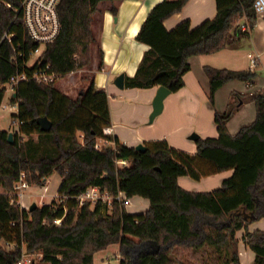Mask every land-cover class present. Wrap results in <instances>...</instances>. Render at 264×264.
Wrapping results in <instances>:
<instances>
[{"label":"trees","instance_id":"trees-1","mask_svg":"<svg viewBox=\"0 0 264 264\" xmlns=\"http://www.w3.org/2000/svg\"><path fill=\"white\" fill-rule=\"evenodd\" d=\"M21 1L0 0V39L7 31L16 47L13 51L6 40L0 44V84L47 66L57 80L20 81L10 97L17 104L11 116L17 123L11 143L9 132L0 129V264H15L23 253L41 254V264H95V254L111 245L118 246L117 264H241L239 231L254 254L253 264H264V230H249L250 224L264 218V95L231 93L226 109L214 112L217 137L199 138L194 155L176 150L166 140L144 143L146 150L137 151L103 133L111 125L108 95L95 87L90 71L89 77L80 78L82 88L75 97L56 85L69 74L88 69L98 5L109 2V10L116 14L114 3L122 0H61L59 34L30 67L28 52L36 44L18 11ZM188 1L162 0L149 11L136 35L148 49L134 75L124 77L125 88L163 86L171 93L178 91L191 56L234 46L249 36L256 20L254 0H215L213 18L194 28L184 20L167 29L164 22ZM241 23L249 30L242 31ZM98 56L101 69L100 49ZM204 72L211 106L215 92L226 83L237 80L251 86L257 76L250 69L204 66ZM3 98L0 90V104ZM246 101L254 103L255 119L232 135L227 123ZM43 117L51 123L49 131L40 128L38 120ZM97 139L108 143L97 150ZM117 161L128 165L118 166ZM228 170L232 175L209 192H190L177 182L182 176L199 180ZM54 173L61 177L59 202L32 211L18 204L13 187L21 174L27 183L42 186ZM92 186L113 197L110 212L100 200L79 205L76 197ZM120 192L127 199L147 200L148 208L141 214L129 213L125 202L115 198ZM56 219L61 220L59 225L54 224Z\"/></svg>","mask_w":264,"mask_h":264},{"label":"crops","instance_id":"crops-1","mask_svg":"<svg viewBox=\"0 0 264 264\" xmlns=\"http://www.w3.org/2000/svg\"><path fill=\"white\" fill-rule=\"evenodd\" d=\"M161 1L115 2L116 14L109 10L111 6L109 2L99 4V11L94 14L92 24L96 43L91 46V62L88 68L95 87L104 89L108 95L111 125L107 129L110 135L116 136L128 147H134L139 143L166 140L176 150L194 155L195 141L190 140L189 136L196 133L203 139L217 137L213 121L214 112L215 110L223 112L226 109L231 93L249 95L257 92L264 95V12L256 15L249 36L242 38L234 46L212 54L191 56L188 59L190 70L183 76V87L165 98L162 112L149 122L152 100L157 87L118 89L113 81L119 74H124V77L134 75L143 53L148 49L147 45L136 40V35L149 11ZM215 13V0H189L180 13L164 22V26L172 29L181 21L188 20L190 27L194 28L204 20L213 18ZM98 49L102 51L101 69H98ZM249 55L257 56L256 65H251ZM204 66L230 70L250 69L257 76L251 86L237 80L226 83L215 92L214 105L211 106L208 99L209 81ZM72 75L69 74L65 78ZM75 86L74 80L67 81L60 90L69 95L65 90H72ZM254 119L255 105L251 101H246L229 120L227 129L234 135L242 126L250 124ZM199 166L203 165L199 164ZM231 175L232 170H228L203 176L199 180L182 176L177 182L181 188L190 192H209L218 188L222 181ZM26 200L25 196L19 198L18 202L22 208H25ZM130 200L134 201L133 204L131 202V207L134 209L137 208L136 205L134 206L137 203L148 208L147 200H140L137 196ZM249 230H264V218L250 224ZM242 233V231L237 233L240 263L253 264L254 254L241 240ZM114 246L115 250H118L117 245H111L97 252L94 263L110 264L106 251ZM115 258L119 260V253Z\"/></svg>","mask_w":264,"mask_h":264},{"label":"built area","instance_id":"built-area-1","mask_svg":"<svg viewBox=\"0 0 264 264\" xmlns=\"http://www.w3.org/2000/svg\"><path fill=\"white\" fill-rule=\"evenodd\" d=\"M61 0H22L18 11H21V16L28 34V37L32 42L36 44L33 50L28 52V61L26 63L27 67L32 66L40 57L42 56L44 49L47 44L52 43L59 34L60 21L58 17V4ZM253 7L256 15L264 12V0H254ZM240 29L242 31L249 30L245 23L240 24ZM13 34H9L7 31L2 35L0 39V44L6 40L15 51L16 47L12 43ZM18 47V46H17ZM18 57L22 56V53L17 54ZM15 55L12 60H15ZM251 65L254 66L257 63V56L249 55ZM32 62V63H30ZM28 78L34 79L39 84H49L57 80V76L49 71L47 66L42 70H35L31 76H28L25 72L16 74L10 77L9 81L0 84V90H4V94L7 90L14 92V87L23 80ZM16 108H17V104ZM16 123V122H15ZM104 134H109V130L105 128ZM103 144H107L108 141L101 139ZM102 144L96 143L94 148L100 150ZM117 164L126 166V161H117ZM28 187L27 182L24 179V174H21L19 180L14 185V195L22 197V190ZM119 201L125 202V207L129 205V199L125 197L123 193H119L115 197ZM79 205L85 203L95 204L99 200L105 204H111L113 197L107 192H101L98 187H89L84 192L76 197ZM60 219L54 220V224L59 225ZM6 248H11L10 245H6ZM41 257V254H40ZM15 264H33L32 260L29 258L28 253H23L22 256L16 261Z\"/></svg>","mask_w":264,"mask_h":264},{"label":"rangeland","instance_id":"rangeland-1","mask_svg":"<svg viewBox=\"0 0 264 264\" xmlns=\"http://www.w3.org/2000/svg\"><path fill=\"white\" fill-rule=\"evenodd\" d=\"M32 63V62H30ZM89 68L85 69V70H80L76 73H74L72 75V77H67V78H63L61 80H59L57 82V87L59 89H62L64 84H66L67 81H71L74 80L76 83V86L74 88H72V90L70 89H66L65 92H67L69 95H71L72 97H75L77 95L78 92V87L82 88L81 86V81L80 78L82 76H90V72H89ZM13 93L9 90H7L4 94V98L0 104V129L1 130H5L7 132H14L17 128V123H15V120L12 119V115L15 114L17 112V108L16 105L13 104L10 101V97ZM104 133V131H103ZM32 139L34 141L37 140V136L33 135ZM97 143L98 144H102V141L100 139H97ZM128 165V163H127ZM126 165V166H127ZM118 166H123L118 164ZM61 182V177L59 174L54 173L52 174L47 181L41 186V185H32V184H28L29 187H27L26 189L22 190V194L23 196H25L26 200V206L25 209L28 210L29 206L32 203H35L37 205V207L42 206V205H48L51 204L52 202H59V195L57 194V190L59 187V184ZM1 190V189H0ZM14 190V188H13ZM19 196L17 195V202L19 201ZM140 200H145L141 197H137ZM131 199V198H130ZM129 199V205L126 206V210L131 213V214H141L145 212V207L143 205H141V203H137L134 204V206L136 205V209L131 207V202L132 204L134 203V201ZM19 204V202H18ZM20 205V204H19ZM93 204H91L92 206ZM108 207V212H110L111 209V204H106ZM106 254L108 255V260L110 261V264H117L118 260L115 258V256L118 254V250H115V246L111 247V249H109L108 251H106ZM29 258L32 260L33 264H41L40 263V254L39 253H29ZM120 259V258H119Z\"/></svg>","mask_w":264,"mask_h":264},{"label":"water","instance_id":"water-1","mask_svg":"<svg viewBox=\"0 0 264 264\" xmlns=\"http://www.w3.org/2000/svg\"><path fill=\"white\" fill-rule=\"evenodd\" d=\"M113 84L118 89H123L124 88V74H119L118 76H116V78L113 81ZM170 93H171L170 90H168L166 87H163V86L157 87L156 92H155V96H154V98L152 100V111H151V113L149 115V122L153 121V119L162 112V110H163V102H164L165 98ZM38 123L40 125L41 130H43V131H49L50 128H51L50 121L48 119L44 118V117L40 118L38 120ZM7 136H8L9 142L11 143L12 142V138H13V133L9 132ZM189 139L196 142L199 139V135H197L196 133H192L189 136ZM134 148L137 151H140V152H144L146 150L145 145L142 144V143L137 144L136 146H134ZM36 207H37V205L35 203H32L29 206L28 211H32Z\"/></svg>","mask_w":264,"mask_h":264}]
</instances>
